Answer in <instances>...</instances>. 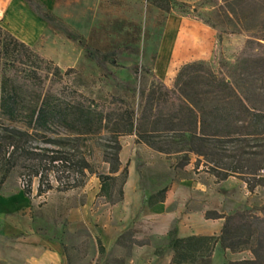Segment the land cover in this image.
Here are the masks:
<instances>
[{"label": "rangeland", "instance_id": "374dc122", "mask_svg": "<svg viewBox=\"0 0 264 264\" xmlns=\"http://www.w3.org/2000/svg\"><path fill=\"white\" fill-rule=\"evenodd\" d=\"M9 1L0 0L3 29L59 67L63 74L72 70L65 79L95 103L103 104L111 97H119L133 111H138L143 94L155 81L173 88L184 65L201 62L222 73L228 82L234 81L242 90H248L252 101L264 110V0H172L176 4L170 13L157 6V3L165 6L166 0H80L79 4L69 3L71 0H14L15 17H20L21 22L29 18L31 23L29 20L24 23L34 25V38L26 41L10 29L17 23L7 14ZM27 27L20 26V29L30 37ZM0 123L8 125L1 119ZM10 126L20 128L22 124ZM0 135H4L1 124ZM50 137L55 142L44 141L43 133L28 137L25 144L28 154L16 155L11 163L0 157V188L4 183L7 187L17 183L23 190L22 184H28L29 176L43 169V148L63 152L74 163L86 159L92 170L99 171L104 158L115 153L118 142L126 149L129 144L127 139L116 140L110 131L87 141L68 137L62 130ZM143 145L130 143L127 153L137 162H133L137 171L135 178L145 188L153 189L185 175L184 168L177 166V156L159 155ZM219 147L217 154L210 157L217 168L210 175L194 170L198 160L199 166L203 162L201 168L205 169L207 160L191 155L192 166H186L191 177H202L222 190L232 200V208L239 203L263 205L264 190L251 195L248 184L239 177L232 176L221 183L216 179L221 181L217 173L230 164L255 168L261 163L264 137ZM260 173V183L264 185V171ZM47 179L51 188H58L53 171ZM121 182L122 179L117 182L116 192ZM40 187L43 189L40 177H34L30 190L35 192L38 211H43V205L50 203L51 198L56 204L48 211L52 219H44L41 225L59 232L65 226L62 214L74 200H84L83 195L78 197L72 191L59 194L50 189L38 197ZM48 195L52 197L49 199ZM55 197L61 198L55 200ZM82 238L77 242L83 241Z\"/></svg>", "mask_w": 264, "mask_h": 264}, {"label": "trees", "instance_id": "16d2710c", "mask_svg": "<svg viewBox=\"0 0 264 264\" xmlns=\"http://www.w3.org/2000/svg\"><path fill=\"white\" fill-rule=\"evenodd\" d=\"M175 4L166 0L165 6L162 3L157 6L170 13ZM218 39L222 41L221 33ZM72 72L63 74L59 67L0 25V119L8 122V125L0 123L4 133L0 135V157L6 163L14 161L16 155L28 154L25 144L30 136L43 133L44 141L52 143L55 141L51 134L62 130L68 137L87 141L110 131L116 140L133 135L136 144L177 156L179 168L190 162L192 154L203 157L207 160L205 169L211 172L217 168L210 157L217 154L220 145L264 137V110L252 101L248 90H242L234 81L228 82L222 73L204 63L184 65L173 88L155 81L143 94L138 111H133L119 97H111L103 104L95 103L65 79ZM14 123H21L22 127H11ZM120 149L118 142L115 153L104 158L111 173L104 175L92 170L86 159L74 163L63 152L43 148V169L29 176L28 189L24 191L29 195L32 179L40 177L43 189L39 188V194L46 193L51 189L47 179L51 171L57 176L58 188H77L83 185L88 171L97 174L102 184L101 194L110 198L117 182L122 179V185L127 178V169L117 177L112 175L120 170ZM199 163L198 160L197 169ZM220 170L217 171L220 180L239 177L253 190L254 183L262 180L264 160L255 168L230 164ZM165 192L151 197L149 204L163 201ZM118 194L122 197L121 188ZM261 210L264 214V207ZM209 215L221 217L217 213ZM222 217L225 223L220 237H172L170 246L175 256L171 264H211L218 242L232 252L250 249L254 256L229 264H264V216L245 210Z\"/></svg>", "mask_w": 264, "mask_h": 264}, {"label": "crops", "instance_id": "0c3cea01", "mask_svg": "<svg viewBox=\"0 0 264 264\" xmlns=\"http://www.w3.org/2000/svg\"><path fill=\"white\" fill-rule=\"evenodd\" d=\"M14 2L9 1L7 14L18 27L7 24L23 40H33L34 25L24 23L25 20L31 23L29 18L21 22L20 17H15ZM79 2L71 0L69 3ZM20 26H28L31 36L27 37ZM120 138L127 139L129 144L136 143L133 135ZM143 146L156 154L165 155ZM138 147L134 150L137 151ZM127 149L121 145L120 170L112 174L117 177L123 169H127V178L120 186L122 197L116 190L110 198L101 194L100 179L96 173L88 171L80 187L67 190L51 188L59 194L72 191L84 198L74 200L75 203L66 208L62 214L65 226L59 232L41 225L44 219H52L48 217V211L56 205L52 195H48L51 202L43 205V211H38L40 207L35 206V192L28 195L19 184L7 187L4 183L0 188V264H171L175 256L170 246L172 237H220L225 223L222 216L245 210H252L259 217L264 216L261 210L264 203L260 207L239 203L232 208V200L222 190L208 184L202 177H191L190 169H186L187 165L192 166L190 162L183 167L187 176L147 189L139 178H135L137 171L133 162H137L129 157ZM201 165L197 169L195 164L194 170L210 175ZM97 172L111 175L110 164L102 162ZM254 184L253 190L248 189L251 195L264 190L260 181ZM163 190H166L164 200L149 204V199ZM37 191L38 197L43 195L39 194V188ZM116 194L117 199L114 198ZM59 198L55 197V200ZM212 213L221 217L209 215ZM79 237H83V241L77 242ZM253 258L250 249L232 252L218 242L211 264H229Z\"/></svg>", "mask_w": 264, "mask_h": 264}, {"label": "built area", "instance_id": "2783aa9c", "mask_svg": "<svg viewBox=\"0 0 264 264\" xmlns=\"http://www.w3.org/2000/svg\"><path fill=\"white\" fill-rule=\"evenodd\" d=\"M27 186H28V184L25 185V183H23V184H22V188H23V190H26Z\"/></svg>", "mask_w": 264, "mask_h": 264}]
</instances>
